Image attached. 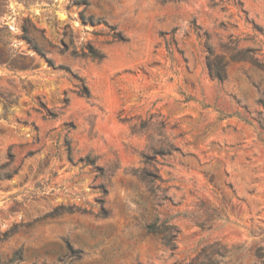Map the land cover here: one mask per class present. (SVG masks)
I'll list each match as a JSON object with an SVG mask.
<instances>
[{
  "label": "rangeland",
  "instance_id": "obj_1",
  "mask_svg": "<svg viewBox=\"0 0 264 264\" xmlns=\"http://www.w3.org/2000/svg\"><path fill=\"white\" fill-rule=\"evenodd\" d=\"M0 38V264L258 263L264 0H0Z\"/></svg>",
  "mask_w": 264,
  "mask_h": 264
},
{
  "label": "trees",
  "instance_id": "obj_2",
  "mask_svg": "<svg viewBox=\"0 0 264 264\" xmlns=\"http://www.w3.org/2000/svg\"><path fill=\"white\" fill-rule=\"evenodd\" d=\"M2 43L3 41L0 38V44ZM91 55L94 58H101L100 55L94 51V49H91ZM15 56L16 54L7 49V47L0 45V67H7L11 70H15L17 68V60L15 59ZM86 95H88V93H86ZM219 218L223 220L224 224L231 223L227 216H219ZM199 227L206 230L204 224L199 225ZM148 229L155 235H164L167 246L171 248L173 255L175 254L177 249V238L180 234V231L176 226L169 225L168 222L165 221L160 225H150ZM249 251L250 249L247 246L234 247L223 243L222 241H216L210 244L202 245L200 249L195 251L194 256L179 259L175 262V264H228L235 258L237 259L234 264H237L243 260L240 255ZM257 252L259 254V261L257 264H264V255L261 253L260 249H258Z\"/></svg>",
  "mask_w": 264,
  "mask_h": 264
}]
</instances>
